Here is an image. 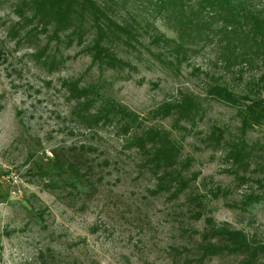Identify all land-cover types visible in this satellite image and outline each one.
<instances>
[{"label": "rangeland", "instance_id": "374dc122", "mask_svg": "<svg viewBox=\"0 0 264 264\" xmlns=\"http://www.w3.org/2000/svg\"><path fill=\"white\" fill-rule=\"evenodd\" d=\"M113 1L114 19L140 34L112 46L127 62L122 68L92 62L90 27L71 41L51 26L19 20L17 0H0V264H198L195 244L208 216L264 238V201L243 203L258 193L260 173L251 165L252 179L239 183L222 147L207 139L214 125L226 136L237 133V109L206 94L219 77L243 90L260 78L261 65L225 70L215 49L201 43L163 63L155 54L174 56L165 45L176 40L170 23L137 0ZM182 96L201 107L192 120L172 106ZM120 108L175 142L190 178L183 191L158 189L160 171L119 130L130 122ZM101 112L115 114L86 122ZM263 137L264 125L247 132L251 142ZM230 260L214 256L204 264Z\"/></svg>", "mask_w": 264, "mask_h": 264}, {"label": "trees", "instance_id": "16d2710c", "mask_svg": "<svg viewBox=\"0 0 264 264\" xmlns=\"http://www.w3.org/2000/svg\"><path fill=\"white\" fill-rule=\"evenodd\" d=\"M137 2L141 3V9L153 11L154 15L168 21L170 28L176 32V40L165 41L170 53L174 54L173 60H168L158 52L155 58L159 61L172 65L180 60L178 57L187 56L188 52L194 50L193 46L201 43L215 49L216 61L225 70L242 64L248 68L261 65L258 67L264 70V5L259 0ZM115 4L113 0H17L12 7L19 20L34 23L45 31L51 26L52 33H63L71 41H81L90 27L94 34L86 50L92 62L110 68H122L127 62L117 56L112 46L121 42L129 45L127 40L138 39L140 34L130 28L132 25L120 24L114 19L112 14ZM160 39L159 35H155L152 43L159 47ZM206 94L236 108L240 120L238 132L228 133L227 136L224 128L212 126L207 136L208 141L222 147L223 158L231 164L230 171L235 174L239 183L245 184L252 179L246 177L251 165L254 166L250 170L252 173H260L255 179L258 193L251 191L246 194L243 203L249 205L252 200L257 203L264 201V156L257 155L261 151L264 153V137L262 142L247 139L248 131L264 125V71L259 79L246 82L243 90L232 88L229 82L219 77V81L207 84ZM85 105L87 106L84 104L79 107L78 112H82ZM172 106L186 120H192L201 111L194 99L186 96H182ZM118 112L124 114L125 110L120 108ZM108 114L112 117L115 112ZM107 115L104 112L88 115L86 122L97 124L101 119L107 120ZM122 117L129 118L130 121L119 125L123 134L129 133L125 140L127 145L135 146L144 162L150 164L155 171H160L158 189L174 188L171 194L183 191L190 178L184 176L186 162L178 159L179 149L175 142L167 133L138 126L133 115L125 113ZM57 162L61 164L62 160L57 159ZM57 169L61 171V168ZM196 200V204L201 207L200 198ZM191 215L199 217L200 209H195ZM204 223L195 244L198 264H204L206 258L214 256L232 258L229 262L220 264H264V238L248 234L227 223H216L210 216L205 218Z\"/></svg>", "mask_w": 264, "mask_h": 264}]
</instances>
